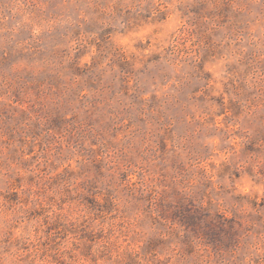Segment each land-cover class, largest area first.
Listing matches in <instances>:
<instances>
[{
  "label": "rangeland",
  "instance_id": "obj_1",
  "mask_svg": "<svg viewBox=\"0 0 264 264\" xmlns=\"http://www.w3.org/2000/svg\"><path fill=\"white\" fill-rule=\"evenodd\" d=\"M0 264H264V0H0Z\"/></svg>",
  "mask_w": 264,
  "mask_h": 264
}]
</instances>
